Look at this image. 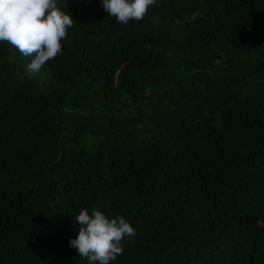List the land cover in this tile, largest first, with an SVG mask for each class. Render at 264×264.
<instances>
[{
    "label": "trees",
    "instance_id": "1",
    "mask_svg": "<svg viewBox=\"0 0 264 264\" xmlns=\"http://www.w3.org/2000/svg\"><path fill=\"white\" fill-rule=\"evenodd\" d=\"M66 5L31 77L0 43V264H88L93 206L136 229L111 264H264V0Z\"/></svg>",
    "mask_w": 264,
    "mask_h": 264
},
{
    "label": "clouds",
    "instance_id": "2",
    "mask_svg": "<svg viewBox=\"0 0 264 264\" xmlns=\"http://www.w3.org/2000/svg\"><path fill=\"white\" fill-rule=\"evenodd\" d=\"M157 0H102L108 16L122 25L142 21ZM66 0H0V43L7 42L22 56L30 58L25 71L29 77L49 61L63 54L62 41L76 21L66 10ZM73 222L78 233L69 246L88 264H111L123 255L122 241L136 229L123 215H109L93 206L81 208Z\"/></svg>",
    "mask_w": 264,
    "mask_h": 264
}]
</instances>
